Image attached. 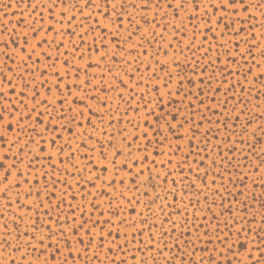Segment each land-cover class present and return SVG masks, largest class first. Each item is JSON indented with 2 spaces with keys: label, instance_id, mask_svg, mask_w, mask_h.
Returning <instances> with one entry per match:
<instances>
[{
  "label": "snow or ice",
  "instance_id": "1",
  "mask_svg": "<svg viewBox=\"0 0 264 264\" xmlns=\"http://www.w3.org/2000/svg\"><path fill=\"white\" fill-rule=\"evenodd\" d=\"M22 2L29 11L17 21L23 30L0 26V257L7 264H264V200L259 223L248 204L249 196L259 199L253 186L264 189V109L250 115L264 103V72L249 82L264 62L256 42L257 29L264 40V0ZM171 49L162 62L161 53L168 57ZM257 81L260 91L245 87ZM130 111H143V130L132 119L133 131L125 126ZM165 129L186 141L188 151L169 143ZM153 144L152 154L165 159H149ZM237 152L258 163H242ZM193 157L195 168L188 163ZM241 168L259 174V182L245 184L248 172ZM237 183L238 194L228 187ZM225 193L232 197L227 208ZM189 205L202 212V222L196 211L189 219ZM242 233L247 244L240 243ZM196 241L205 246L197 249ZM236 243L246 251L243 259L233 252Z\"/></svg>",
  "mask_w": 264,
  "mask_h": 264
},
{
  "label": "rangeland",
  "instance_id": "2",
  "mask_svg": "<svg viewBox=\"0 0 264 264\" xmlns=\"http://www.w3.org/2000/svg\"><path fill=\"white\" fill-rule=\"evenodd\" d=\"M11 5L10 7L7 6V5ZM255 11V10H254ZM21 12H24V19L27 20L28 16H29V11L26 10V5L22 2V0H0V26H3V27H7L8 31L11 32V30L13 28H16L17 29V32L23 30V26H19L17 27V21L19 19H21V16H20V13ZM183 15V14H182ZM256 15L259 17L260 13L259 11H256ZM149 18H151V14H149ZM261 19H264V17H261ZM171 31V30H169ZM259 32L260 30L257 29V36H258V39H257V43H260L262 47H264V40H261L259 39ZM43 35V33L41 34ZM189 35H191V31H189ZM5 39H7V36L4 37ZM135 39V38H134ZM200 39H202V37H198L197 38V43L200 42ZM233 39H236L238 40L239 38H236L234 37ZM174 43V42H173ZM185 43H187V40H185ZM165 47H167V45H165ZM181 47H183V45H181ZM245 47H247L246 45H241V50H243ZM175 49H171L169 50V55L168 57H165L163 55V53H161L159 59L164 62V61H169L170 58L172 57V52L174 51ZM253 54L257 57V60L260 59V56H259V51L256 50V49H253ZM185 55H191L190 53H187L185 52ZM212 56L213 58L215 57V52L212 53ZM177 59L179 60H183V56H177L176 57ZM237 59H239V57H237ZM79 63L83 64L84 62L83 61H79ZM262 63V66L260 69H257V68H253V72H252V75L249 76V82L252 81L253 79V76H255L258 72H264V62H261ZM222 66V64H221ZM61 66L58 64L57 65V68H60ZM153 67H156L157 68V71L159 72V68L156 66V65H153ZM169 67L171 68L172 65L171 63H169ZM237 67V65H232L230 64L229 65V68L231 69H235ZM143 71V69H142ZM161 75H164V73H160ZM150 75V74H149ZM81 79H83V75H81ZM126 79V78H125ZM195 79V77H194ZM217 79H219V76L217 77ZM153 83H159L158 81H153ZM172 90L174 91L175 90V80H173L171 86ZM245 87H254V89L256 91H260L261 90V82L257 81L255 82L254 84H250L248 82L245 83ZM161 91L163 92L164 89L163 87L161 86ZM239 88L236 89V92H239ZM264 94V93H262ZM253 95H255V93H253ZM246 94H244V96H241L240 98H245ZM217 99L218 100H222L223 99V87L221 88V93L217 96ZM165 100H167V97L165 96ZM209 103H211V101H208ZM257 101L255 99L252 100V103L248 104L247 107L248 109H252L253 108V105L256 104ZM123 107H121V111H123ZM240 107H243L242 105ZM262 109H264V103L261 104V108L260 109H255L253 112L250 113V115H256V113L260 112ZM157 112H159V109L156 110ZM237 111H239V109H237ZM236 113L233 112L231 113V115H235ZM144 115L143 111H141V114L140 116H137L136 113L134 112H129L128 113V116L124 118V121H125V126L128 127V130L131 132L133 131L131 125H128L127 124V120L128 119H132L133 122H137V121H140L141 123V130L144 129L145 125L143 124V121L141 120V117ZM210 115V114H208ZM150 121H151V117L148 118ZM215 119H219V117H213V120ZM244 117H241V121L239 123H235V121H233V123H235V128L237 130V132L240 131L241 129V125L243 124L244 122ZM258 123V121H254V124H253V127H255V124ZM210 127L207 122H205L204 124V128H208ZM225 131V129L223 127H221L220 129V132L223 133ZM181 132V135L184 134L185 130L184 129H181L180 130ZM201 132H203V128L201 129ZM165 134L166 135H169L168 132H167V129H165ZM66 135V134H65ZM152 136V133L149 132V137L151 138ZM233 139H236V137H233ZM197 144H200V138L198 137L197 138ZM250 143L253 142V141H249ZM169 143H172L173 146H175L176 143H180L182 145V147L184 148V152H187L188 151V146H187V142L184 141V140H181V141H177L174 137H172L171 135H169ZM213 143H217V141L213 140ZM204 145L203 144H200V147H203ZM153 147H155V145L153 144L152 147L149 148V153L152 154L153 153ZM238 147H242L240 145H238ZM258 148L260 147V145L257 146ZM209 148H211V146L209 145ZM162 151H164L165 153H167L169 151L168 149V144H164L163 145V148H162ZM144 153L143 152H140V153H137V155H143ZM183 155V153H178L176 155H174L172 157L173 159V165L170 166V167H174L175 166V162L179 161L181 156ZM201 155H203V153H201ZM234 156L237 158V159H240L242 161V163H248L249 165L253 164V163H258V161L254 158V157H249L248 161H243V158L240 156V153L237 152L234 154ZM152 158H155L157 159L158 161L159 160H163L165 159V156H155L154 154L150 155L149 156V159H152ZM193 159H196L195 157L193 158H190L188 163L192 164V167L195 168L197 165L192 163ZM210 164V160H205V165H208ZM161 173L164 172V168H159L158 169ZM203 168H201V173H203ZM229 171H233V169L231 167H229ZM241 171H247L248 172V179L244 181L245 184H249L251 182L252 179H256L258 182H259V174L257 175H253L252 174V170L251 168L249 169H244V168H241ZM184 172L189 176V179H193V174L192 173H188V169H187V166H185L184 168ZM121 175H125L124 173H121ZM145 176H147V172H145ZM173 178L179 180L180 177L177 175V176H174ZM211 174L206 178L208 180V182L210 183L211 181ZM225 182H227V177H226V180ZM71 183V181H70ZM126 183H128V181H126ZM196 184H197V187H202L201 185V181L197 180L196 181ZM220 184V180L219 178H217V186H219ZM58 187H62V186H58ZM169 187H171V185H169ZM180 185L178 184L177 185V192L178 194L180 193ZM228 187L231 191H233L234 193L238 194V191L239 189L241 188V185L240 183H237L236 184V187L233 188L232 184H228ZM254 187V190L256 192V195L259 199H253L251 196L248 197V204L253 208L255 209V220H256V223H259V220H260V215L259 213L262 211L261 210V204H260V201L261 200H264V189H261L260 187L258 186H253ZM90 188V186H89ZM92 191H95L94 189H92ZM158 191H160L161 193H163V190L162 189H158ZM245 191H247V189H245ZM57 195H59V193H57ZM189 195L191 196L192 193L189 192ZM226 196V200L224 201V207L227 208L229 205H228V201L229 200H232V197L230 196H227V193L224 194ZM209 196H210V200H209V203H211V193H209ZM89 199H91V197H89ZM197 199L196 196H192V200H193V203H195V200ZM200 199V204L198 206L199 209H204V201H203V197H199ZM172 198L171 196H169V201H171ZM78 201H79V197H78ZM77 201V202H78ZM56 201L53 200V203H55ZM106 202H107V198H105V206H106ZM185 204H187V197H185V200H184ZM4 201H0V204H3ZM159 203V202H158ZM221 203V201L217 198V203L216 205H213V211L216 212V213H219L220 211H222V209L220 207H218V205ZM233 207H236V205H233ZM177 208L178 209H182L183 208V205L177 203ZM138 211L140 210L139 208L137 209ZM26 211V210H25ZM169 211H171V209H169ZM196 211V214H197V217H201V220L198 221V222H202V212L201 211H197V209H194L191 205L188 206V209H187V216L189 217V219L191 220V214ZM228 214L225 213V217H222V219H225L227 218ZM209 218H211V215L209 214ZM251 218V217H250ZM9 219H11V217H9ZM113 219H116L115 217H113ZM173 220H176V221H181L182 220V216L181 215H173L172 217ZM170 225H165V228L169 227ZM253 227H255L256 225L253 224L252 225ZM23 227V225H22ZM222 227V225H221ZM203 231V230H201ZM235 232V229L233 230ZM158 234V233H157ZM211 234V233H210ZM180 235V230L178 229L177 233H176V236H179ZM195 232L193 233V235L190 237V239L194 240L195 241ZM245 236L246 234L245 233H242L239 237V240H240V243H248V241L245 239ZM147 238V235H145L144 239ZM171 239V238H170ZM237 240V237L235 235L232 236V242L235 243V241ZM197 243V249H199L200 247H204L205 245L203 244L202 241H196ZM218 244V242H215L214 244L212 245H207V247L209 248H213L215 247L216 245ZM251 246V245H249ZM233 252L236 253V256L237 258H240V259H243L245 256H246V251L245 249H242L240 248V245L239 243H236L235 244V247L233 248ZM139 255V254H138ZM154 255V253H153ZM201 255V253L199 252V250H197V253H196V256L197 258H199ZM205 257H207L208 253H204L203 254ZM104 259V256L103 254H101V260ZM0 264H7V257L4 256V257H0ZM79 264H84L83 261H80ZM129 264H136L135 261H129ZM161 264H163V260L161 259ZM234 264H235V261H234Z\"/></svg>",
  "mask_w": 264,
  "mask_h": 264
}]
</instances>
